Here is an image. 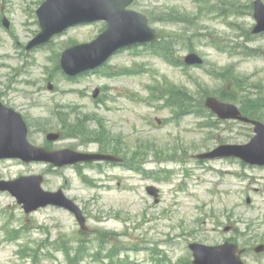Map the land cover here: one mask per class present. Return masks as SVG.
Returning a JSON list of instances; mask_svg holds the SVG:
<instances>
[{"label": "rangeland", "instance_id": "1", "mask_svg": "<svg viewBox=\"0 0 264 264\" xmlns=\"http://www.w3.org/2000/svg\"><path fill=\"white\" fill-rule=\"evenodd\" d=\"M43 1L0 0V21L7 17L10 23L9 29L0 23V99L23 113L37 144L48 142V132L63 131L64 138L53 146L71 144L83 150L107 146L156 176L117 166L91 173L85 181L74 168L0 161V179L42 173L44 188L64 189L87 218L83 230L75 216L61 208L49 206L27 214L12 195L0 192V264H189L188 242L215 245L226 240L252 250L244 255L247 264H264V253L253 252L264 243V168L222 159L198 164L194 157L222 142L244 143L252 129L231 120L202 127L195 115L178 120L173 108L161 106L174 85L190 92L195 102L211 93L264 119V57L233 55L206 41L213 36L229 45L244 43L255 19L228 10L250 9L247 3L252 1L136 0L133 8L147 13L153 26L174 43L164 40L162 51L180 59L196 51L204 65L176 67L153 54L150 44L125 49L101 68L142 73L115 77L94 73L74 83L56 70L57 52L91 41L105 22L70 26L49 45L28 53L23 46L39 30L35 11ZM248 44L264 54L263 37ZM153 88L161 98L158 102L150 98ZM149 185L160 189L159 202L147 193ZM2 225L18 239L6 240L8 231ZM227 225L233 229L224 231ZM99 234L109 241L99 245L94 239ZM115 245L122 261L89 258V252L97 251L104 258ZM152 250H158L155 256L163 260L153 259Z\"/></svg>", "mask_w": 264, "mask_h": 264}, {"label": "water", "instance_id": "2", "mask_svg": "<svg viewBox=\"0 0 264 264\" xmlns=\"http://www.w3.org/2000/svg\"><path fill=\"white\" fill-rule=\"evenodd\" d=\"M133 0H46L38 10L42 31L33 39L28 48L47 42L55 34L68 26L79 23L105 19L107 29L93 42L68 48L62 54V66L70 75H75L86 69L94 68L108 59L115 51L136 43L154 40L161 36L149 26L146 15L127 9ZM256 31L264 29V4L256 0ZM189 62H200L194 54L188 56ZM207 104L221 117L237 118L250 121L255 125L256 135L246 144H225L212 152L199 157H215L234 155L252 164L264 165V124L257 120H249L231 103H224L215 97H209ZM27 127L21 115L0 102V158L20 157L26 161L44 160L64 165L79 160L93 158H108L115 160L113 155L90 156L80 154L70 149L64 151H49L37 147L27 141ZM55 139L58 134H49ZM42 176L20 177L12 181H1L0 189L10 190L28 212L55 204L64 206L76 212L84 226V217L73 200L67 198L62 190L46 191L41 187ZM156 193V192H155ZM193 250L196 264H246L241 256L243 249L233 242L209 246L197 242L189 244ZM255 250H264V244Z\"/></svg>", "mask_w": 264, "mask_h": 264}, {"label": "trees", "instance_id": "3", "mask_svg": "<svg viewBox=\"0 0 264 264\" xmlns=\"http://www.w3.org/2000/svg\"><path fill=\"white\" fill-rule=\"evenodd\" d=\"M247 5H249V7H251L250 4H247ZM214 6H216V5H214ZM171 89H174V91H176V93H177V94H174L173 98L177 99V103L179 104V106H184L185 100L186 101L189 100L190 94L188 92L186 93L185 91H181L178 88L176 89V87H172ZM193 109H196V110H198L200 112L201 111H205V107L203 105V102L202 101H198L197 104H196V108L190 107L188 110H193ZM246 114H248L251 117L262 118V117H260V115H256L253 112H246ZM127 165L128 166L137 167L136 165H134V162H132V161H130V163L128 162Z\"/></svg>", "mask_w": 264, "mask_h": 264}]
</instances>
